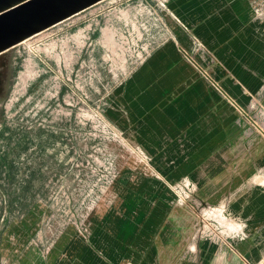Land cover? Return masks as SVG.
Returning <instances> with one entry per match:
<instances>
[{
	"label": "rangeland",
	"instance_id": "374dc122",
	"mask_svg": "<svg viewBox=\"0 0 264 264\" xmlns=\"http://www.w3.org/2000/svg\"><path fill=\"white\" fill-rule=\"evenodd\" d=\"M137 1L13 50L8 264L65 226L83 264H264V0Z\"/></svg>",
	"mask_w": 264,
	"mask_h": 264
},
{
	"label": "water",
	"instance_id": "95a60500",
	"mask_svg": "<svg viewBox=\"0 0 264 264\" xmlns=\"http://www.w3.org/2000/svg\"><path fill=\"white\" fill-rule=\"evenodd\" d=\"M106 1L109 0H0V66L1 64H16L13 50L24 48L27 43L39 39L45 32L64 22L75 20L82 13ZM123 172L124 170H121L120 174ZM102 201L103 199H100L95 204L99 206ZM95 209L96 206L93 207V223L99 225V222L95 220L97 217ZM32 211H34L33 206ZM81 229L82 226L79 228L75 226V233H73V227L65 226L61 232L51 236L45 235L43 238L39 234L34 235L32 242L34 246L37 243L41 245H39L41 248H37L39 252L35 250L37 255L34 253L32 255L17 254V257L20 258L18 263L71 264L64 261V256L71 254L73 258L75 240L78 238L80 241L92 244L94 234L96 235L90 228V233L86 229L85 231ZM62 244L64 245L62 246ZM77 245L79 246V244ZM34 246L33 248L31 246L30 249L34 250ZM81 246V250L84 251L85 248L83 245ZM94 248L97 253L104 256L103 252Z\"/></svg>",
	"mask_w": 264,
	"mask_h": 264
},
{
	"label": "flooded vegetation",
	"instance_id": "af4514ba",
	"mask_svg": "<svg viewBox=\"0 0 264 264\" xmlns=\"http://www.w3.org/2000/svg\"><path fill=\"white\" fill-rule=\"evenodd\" d=\"M158 0H151V1H141L142 4H144V8H148L147 10L151 13L158 14L156 9H160L163 6V3L157 2ZM141 7V3L137 1L136 5ZM16 71L15 64H1L0 66V264H8V260L5 257H2L3 254V248H1L2 242H4V233L5 230L8 228L9 224V214L12 208L11 203V191H12V174L8 170L7 165H4L2 167V160L4 156V150L6 143L9 142L12 136V134L8 133V127H7V120L6 115L7 112L4 108L5 101L7 94L11 87V80L13 78V75ZM6 112V113H5ZM14 257V254L12 255V260ZM10 262V261H9Z\"/></svg>",
	"mask_w": 264,
	"mask_h": 264
},
{
	"label": "crops",
	"instance_id": "0c3cea01",
	"mask_svg": "<svg viewBox=\"0 0 264 264\" xmlns=\"http://www.w3.org/2000/svg\"><path fill=\"white\" fill-rule=\"evenodd\" d=\"M161 52H162V49H160L159 48V46L158 47H156V49L154 50V56H153V59H150V61H153V63L155 62V58L157 59L158 57H159V55L161 54ZM249 110H251V111H253L254 112V115H255V117H259V112H255V109H254V107H249ZM256 141V140H255ZM252 143H253V141L251 140V145H252ZM93 239H95V238H93ZM97 242H98V240H97ZM82 245V244H81ZM81 245H77V243L75 242V244L73 245V250H74V255H73V264H83V262H80V259H79V257H80V255H81V248H80V246ZM82 247V246H81ZM97 253V252H96ZM158 252H156V254H157ZM89 254H90V258L92 259L93 258V254H95L94 252L93 253H91L90 251H89ZM104 256H105V254H104ZM105 258H107L106 256H105Z\"/></svg>",
	"mask_w": 264,
	"mask_h": 264
}]
</instances>
